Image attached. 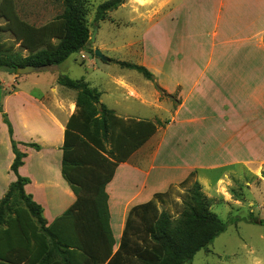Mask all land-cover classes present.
<instances>
[{"label": "crops", "instance_id": "0c3cea01", "mask_svg": "<svg viewBox=\"0 0 264 264\" xmlns=\"http://www.w3.org/2000/svg\"><path fill=\"white\" fill-rule=\"evenodd\" d=\"M123 6L149 21L142 35V66L154 75V80L128 68L119 72L100 68L95 70L93 79H75L84 80L101 93L98 107L105 106L124 119L149 120L158 124L157 110H162L163 100L155 85L169 94H181L175 110L179 115L187 100L182 97L185 83H192L189 93L198 90V100L214 107L216 118L222 121V132L229 139L238 137L256 143L246 147L245 153L243 145L239 146L238 155L231 153L230 161L222 166H211L223 171L213 181L210 190L199 175L198 171L204 167L200 161L187 160L180 150L175 149L171 154L172 162L167 164L162 159L163 139L161 143L148 147L158 128L156 134L126 162L118 165L113 179L106 186L114 252L119 248L133 207L149 202L155 194L166 192L172 185H179L193 172L210 202L213 191L215 197L224 196L229 202L230 194L222 191L225 189L222 184L227 188L229 177L238 179L254 175V166L264 161V0H125ZM91 54L93 66H97L94 59L98 56L95 51ZM81 59H87L86 54H81ZM200 61H204L203 66ZM57 66L32 73L55 71ZM166 68L167 73L164 72ZM131 72L139 73L144 79ZM29 74H13V79ZM161 75H165L172 86L163 84ZM3 83L0 80V86ZM77 95V91L60 85L58 78L36 95L14 88L11 80L1 92L2 107L13 128L12 137L19 151L26 154L19 175L29 179L25 191L42 206L48 225L77 199L62 175L65 129L75 112ZM229 96L232 100L228 99ZM135 106L155 109L156 115L138 114L134 111ZM0 121L4 140L8 138V175L5 179L9 188L17 180L11 171L15 154L1 113ZM29 143L39 145L40 149L25 145ZM255 152L259 154L257 158L246 157Z\"/></svg>", "mask_w": 264, "mask_h": 264}, {"label": "trees", "instance_id": "16d2710c", "mask_svg": "<svg viewBox=\"0 0 264 264\" xmlns=\"http://www.w3.org/2000/svg\"><path fill=\"white\" fill-rule=\"evenodd\" d=\"M56 1H62L63 12L35 26L19 16L15 0H0V18L5 20L0 26V71L16 74L21 67L42 69L60 65L81 51L94 53L87 0ZM124 1L100 4L94 22L105 20L108 12ZM2 32H10L27 55L3 42ZM116 63L154 80L145 66ZM58 83L78 92L62 147V175L77 199L48 225L42 206L25 191L29 179L20 176L18 170L26 154L19 151L12 137V124L0 102L15 154L11 171L17 176L0 199V264H188L225 232L227 224L211 210L210 200L193 172L179 185L130 210L119 248L114 252L106 186L118 165L153 137L159 124L124 119L105 106L99 108L101 93L84 80L59 76ZM155 87L161 97L174 98L159 85ZM25 145L40 149L37 144ZM180 189L185 190L181 193ZM178 194L182 196V209L177 217L160 210L159 205Z\"/></svg>", "mask_w": 264, "mask_h": 264}, {"label": "rangeland", "instance_id": "374dc122", "mask_svg": "<svg viewBox=\"0 0 264 264\" xmlns=\"http://www.w3.org/2000/svg\"><path fill=\"white\" fill-rule=\"evenodd\" d=\"M107 1L109 0H87L89 9L87 19L91 27V34L97 28L95 34L97 39L95 42H91L90 46L94 51L99 50L104 57V59L95 57L94 61L97 62V66H93L91 53L81 51L83 53L71 55L65 62L57 66L55 71L51 72L32 73L27 76H20L15 80L13 74L0 71V80L4 82L0 86V97L8 80H11L14 88L36 95L49 88L53 80L59 76H68L72 79L85 78L87 80L93 79L95 70L100 68H108L118 72L123 70L116 63L117 61L142 65L144 62L142 35L148 28L149 21L138 14H133L130 9L125 8L122 4L118 9L108 12L105 20L95 23L97 7ZM15 4L19 16L35 26H42L52 21L64 10L62 1L56 0H15ZM4 24L5 20L0 18V26ZM1 39L13 46L15 51L27 55V52L16 42L15 37L10 32H2ZM81 54H86L87 59L83 61ZM199 64L203 66L204 61H200ZM164 72L167 73V68ZM131 73L135 77L138 75L144 79L137 72ZM160 78L163 84L172 86L165 75H161ZM191 84L185 83V93L182 97H186L187 100L179 115L175 113V110L180 104L178 98L181 97V94L176 92L173 99L161 97L159 94L160 99L163 100L162 110L160 108L157 110L158 116H160L159 131L150 141L148 147H152L158 142L161 143L163 139L162 151L164 155L162 159L167 164L172 162L171 154L175 149L180 150L187 160L200 161L199 164L204 167L198 171L199 175L211 190L213 181L223 171L222 168L216 169L211 166H222L223 163L231 160V153L235 152V155H238L236 150L239 146L243 145L245 153L246 147H250L256 141L239 139L238 137L229 139L227 134L222 132V121L216 118L217 114L214 107L198 100V90L189 93ZM228 99L232 100L230 96ZM154 110L134 107L135 112L147 116H155ZM4 139L5 135L0 131V199L8 190L5 179L8 175V138ZM258 156L257 152L253 156L246 155L249 159H255ZM234 167L238 169L239 166ZM263 168L264 161L254 166V175L248 174L238 179L229 177V186L226 188L225 184H222L225 188L222 191L230 194V197L228 196L229 202L224 200V196L215 197L214 191L211 192V210L227 224V227L225 232L217 237L208 249L199 251L193 261L188 264H264ZM246 183H250L251 186ZM184 190L180 189L181 193ZM159 207L160 210H167L174 217H177L182 209V196L178 194L175 198L169 199L168 203L161 204Z\"/></svg>", "mask_w": 264, "mask_h": 264}, {"label": "water", "instance_id": "95a60500", "mask_svg": "<svg viewBox=\"0 0 264 264\" xmlns=\"http://www.w3.org/2000/svg\"><path fill=\"white\" fill-rule=\"evenodd\" d=\"M96 31H97V28L91 34V42L92 43L95 42ZM95 55L104 59L103 55L101 54V52L99 50H95ZM37 70H38L37 67L29 65V66L18 68L17 71H16V74L17 75H25V74H29V73L35 72Z\"/></svg>", "mask_w": 264, "mask_h": 264}]
</instances>
